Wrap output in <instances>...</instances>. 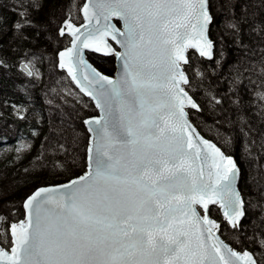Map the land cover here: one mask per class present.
<instances>
[{
    "label": "snow or ice",
    "instance_id": "1",
    "mask_svg": "<svg viewBox=\"0 0 264 264\" xmlns=\"http://www.w3.org/2000/svg\"><path fill=\"white\" fill-rule=\"evenodd\" d=\"M49 3L0 0V39L11 32L17 44L43 40L45 45L25 50L13 64L0 56V68L19 66L38 83L43 73L37 65L53 59L47 45L53 46L55 67L66 70L62 79L70 78L79 92L60 88L59 82L50 90L71 111L56 105L54 119L48 109L49 132L32 166L47 168L46 154L59 155L63 160L54 159L51 167L71 178L27 192L22 219L9 223L0 214L7 224L0 229V264H257L247 248L238 251L221 237L231 232L239 244L249 227L244 224L249 209L259 208L264 224V205L245 199L238 186L241 169L226 154L238 129L245 137V157L252 156L248 137L256 129L250 121L256 116L264 122V0H224L222 5L214 0H73L63 18ZM214 7L224 14L229 38L226 44L221 37L219 48L211 38ZM73 8L82 13L83 23L72 16ZM9 11L14 19L5 15ZM28 29L33 35L26 34ZM227 48H234L237 58L229 64V91L218 94L199 60L214 59L219 68L228 63ZM86 50L115 56L116 73L94 67ZM80 93L99 110L82 120L86 145L78 130ZM12 108L16 117L29 118L26 104ZM206 114L211 125L204 122ZM33 115L42 122L39 112ZM192 116L215 131L220 146L201 135ZM258 139L264 152V131ZM30 147V141H18L16 151ZM78 165L81 174H71ZM215 211L222 219L213 218ZM255 220L254 235H259ZM259 243L264 247V239Z\"/></svg>",
    "mask_w": 264,
    "mask_h": 264
},
{
    "label": "trees",
    "instance_id": "2",
    "mask_svg": "<svg viewBox=\"0 0 264 264\" xmlns=\"http://www.w3.org/2000/svg\"><path fill=\"white\" fill-rule=\"evenodd\" d=\"M73 0H50L48 7L53 5L57 8V16L63 18L64 10L67 8L69 3ZM76 4H82L83 0H74ZM224 0H214L215 5H222ZM63 5V8L61 7ZM5 15L10 18H15L13 12H6ZM80 16L78 22L82 20L81 13H78L76 8L72 9V16ZM213 15L215 22L212 24L211 37L217 42V48H219L220 38L223 37L224 42L229 43V38L225 36L226 28L224 27L223 21L225 19L222 11L213 8ZM40 18H43V13L40 14ZM74 22H77L74 19ZM26 34L33 35L32 30H26ZM3 36V33H0ZM70 39V37H69ZM59 44L61 47L65 46L64 40H60ZM44 41L41 40L39 43L25 42L23 44H17L13 41L12 33L9 32L7 36L0 39V56H6L9 64H13L17 57L21 56L25 50L43 48ZM16 48L17 51L12 49ZM49 53H52L53 59H45L42 64H38L37 67L43 73V77L39 82H33L31 78H26L23 75V69L19 66H13L9 70L0 68V193H6L0 195V214L7 216L8 222L10 223L13 219L23 218V206L22 199L24 195L32 190L35 186H39L42 183H58L63 182L65 179L71 178L69 172H62L53 170L51 167L53 160H63L62 156L53 157L50 153L46 154L45 158L48 160L49 167L43 169L33 168V158L40 155L41 152V141L44 139L45 134L49 132V108L53 109V118L55 119V113L58 111L56 105H60L66 112L71 109L64 105L63 102L57 96L53 99V95L50 90L56 86L59 82L60 88L67 86L69 89H75L79 92V89L71 82L70 78L62 79L66 77V71L60 70L55 67L54 64V53L53 46L47 45ZM194 50L189 51L191 55ZM228 55V63H222L219 68L216 67L214 59L201 58L199 63L208 70L207 80L215 86L218 94H224L229 91L228 77L232 74L229 69V64L234 63L237 58V52L234 48L226 49ZM91 62L100 70L105 73L111 74L114 71V57L113 56H101L98 54L90 53L89 56ZM216 69L213 72V69ZM248 75L247 72L244 73ZM221 77L223 79L221 80ZM25 83L31 85V87L21 90V85ZM243 83H247L244 81ZM255 83L251 85L255 88ZM59 90V89H58ZM25 91L31 94L32 99L29 100L28 96L25 95ZM63 95V93H61ZM82 97V103L76 104V112L79 113V131L84 133V144L86 145L87 133L84 131L85 126L82 124V120L85 116H91L97 113L94 103L80 93ZM250 98L249 96L245 97ZM65 99L72 100V97L65 96ZM7 100V104H5ZM52 100V104L49 105L47 101ZM75 103V101H73ZM26 104L28 109L29 118L20 119L13 113V105ZM87 104V107H83ZM227 107V103H225ZM248 111H251L249 109ZM34 112H39L42 117V122H37ZM194 124L198 126L199 131L207 138L213 140L217 145L220 146V141L216 138L215 131H210L200 123V120L192 116L190 117ZM216 119H220L219 116ZM205 124L211 125L212 119L210 115L206 114L204 117ZM250 123L253 128L256 129L254 134H250L248 137V143L250 150L253 153L250 157H245L244 143L245 137L242 132L237 129V135L234 140V144L229 148L226 153L233 155L236 159L240 169V188L245 195V199L252 198V203L258 205H264V199L261 194L264 193V152L261 151L259 144V135L261 131H264V122H259V118L253 116ZM35 130V132L33 131ZM18 141L31 142V147L23 149L21 152H17ZM252 141H256L255 144ZM47 147V145H46ZM224 150V149H223ZM71 174H80L79 165L75 169H71ZM15 206L18 215L13 217L11 213V207ZM218 209V207H216ZM212 215L216 219H222V214L219 211H215ZM248 219L244 220V224L249 225L246 235L239 236V244L236 242V234L229 232L227 235H222L233 247L243 250L247 248L252 251L256 259L260 264H264V247L259 243L261 239H264V224L261 222V212L259 208L248 210ZM252 217H255V232L259 235H254ZM7 224L0 221V229H5ZM227 228L228 226L225 225ZM251 238V239H249ZM3 240V233L0 232V241ZM2 246V245H1Z\"/></svg>",
    "mask_w": 264,
    "mask_h": 264
},
{
    "label": "water",
    "instance_id": "3",
    "mask_svg": "<svg viewBox=\"0 0 264 264\" xmlns=\"http://www.w3.org/2000/svg\"><path fill=\"white\" fill-rule=\"evenodd\" d=\"M81 15H82V13H81ZM114 22H117V21H115L114 20ZM79 23H83V19H82V21L81 22H79ZM117 26L119 27L120 25L119 24H117ZM212 38V37H211ZM111 42V41H110ZM114 47H115V45H114ZM191 50V49H190ZM189 50V51H190ZM87 53H94V54H98V53H95L94 51H92V50H86V58L88 59V61L94 66V67H96L90 60H89V58H88V56H87ZM98 55H101V56H113V55H102V54H98ZM114 57V60H115V68H114V71L111 73V74H109V73H105V74H107V75H114L115 73H116V70H117V61H116V58H115V56H113ZM206 59H209V58H206ZM97 68V67H96ZM98 70H100L99 68H97ZM66 71V70H65ZM100 71H102V70H100ZM103 72V71H102ZM74 83V82H73ZM76 86V85H75ZM77 87V86H76ZM86 96V95H85ZM89 98V97H88ZM94 103V102H93ZM95 105V104H94ZM94 115H99V110L97 109V113L96 114H94ZM91 116H93V115H91ZM191 119V118H190ZM194 123V122H193ZM198 131H199V129H198ZM201 135H203L202 133H201ZM204 136V135H203ZM206 139H209V138H207L206 136H204ZM211 140V139H210ZM214 142V141H213ZM219 146V145H218ZM223 150V149H222ZM227 154V153H226ZM228 155H230V154H228ZM234 157V156H233ZM235 159V158H234ZM236 160V159H235ZM237 162V161H236ZM238 164V163H237ZM238 167H239V165H238ZM81 174V173H80ZM80 174H78V175H80ZM241 175V174H240ZM240 177L241 176H239V178H238V186L240 187ZM70 179V178H69ZM58 183H64V181L63 182H58ZM241 189V188H240ZM242 191V190H241ZM211 207V206H210ZM216 207H218V206H216ZM222 214V213H221ZM213 218H215L214 216H213ZM22 219V218H21ZM222 239H225L223 236L221 237ZM225 242H227V243H229L226 239H225ZM1 246V245H0ZM238 251H242V250H240V249H237ZM250 251V250H249ZM250 252H252V251H250ZM254 258L256 259V257L254 256ZM256 261H257V264H260L259 262H258V260L256 259Z\"/></svg>",
    "mask_w": 264,
    "mask_h": 264
},
{
    "label": "rangeland",
    "instance_id": "4",
    "mask_svg": "<svg viewBox=\"0 0 264 264\" xmlns=\"http://www.w3.org/2000/svg\"><path fill=\"white\" fill-rule=\"evenodd\" d=\"M82 16V15H81ZM117 24H119L118 22H117ZM87 56H88V58H89V56H90V53H87ZM89 60H90V58H89ZM91 61V60H90ZM114 63H115V60H114ZM114 67H115V64H114Z\"/></svg>",
    "mask_w": 264,
    "mask_h": 264
}]
</instances>
